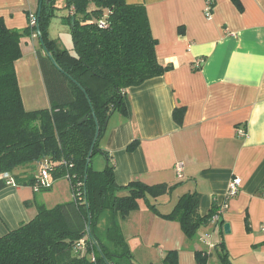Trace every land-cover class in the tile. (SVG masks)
I'll list each match as a JSON object with an SVG mask.
<instances>
[{"label": "crops", "instance_id": "obj_1", "mask_svg": "<svg viewBox=\"0 0 264 264\" xmlns=\"http://www.w3.org/2000/svg\"><path fill=\"white\" fill-rule=\"evenodd\" d=\"M125 2L145 8L157 62L169 67L127 90L129 114L112 113L100 140L118 186L138 181L169 191L148 197L158 213L140 203L118 221L132 264H163L171 251L176 264H196L195 252L208 255L206 264H222L221 248L231 264H264V0H239L240 9L233 0H214L210 18L204 15L205 0ZM38 7L39 0H0V18L8 29L21 31ZM61 7L55 16L62 27L68 11ZM48 38L58 46L49 32ZM71 45L63 46L71 52ZM39 47L36 33L22 38L21 58L14 64L28 111L49 107ZM196 60H202L199 67L193 65ZM175 109L182 111L178 120ZM131 144L135 147L128 150ZM99 156L102 169L107 159ZM176 164H181V177ZM232 178L240 179L241 187L227 202L222 225L209 220L189 240L178 222L160 216L192 193L198 196L197 214L206 216L223 203ZM71 199L65 178L54 180L47 191L2 188L0 237L34 218L36 205L50 209ZM224 223L229 234L223 232ZM206 235L212 248L202 242Z\"/></svg>", "mask_w": 264, "mask_h": 264}, {"label": "trees", "instance_id": "obj_2", "mask_svg": "<svg viewBox=\"0 0 264 264\" xmlns=\"http://www.w3.org/2000/svg\"><path fill=\"white\" fill-rule=\"evenodd\" d=\"M53 1L43 0L36 17L38 35L56 64L40 46L37 60L48 108L25 110L14 67L21 58L20 40L36 33V27L8 29L0 18V190L8 186L1 178L5 173L16 186L33 187L47 161L53 180H68L72 199L50 209L36 205L34 218L0 237V264H132L118 221L140 203L158 213L148 197L165 193L167 186L138 181L118 186L100 140L112 113L129 114L127 90L162 76L169 67L157 62L156 41L142 5L125 0H64L68 14L62 20L70 28L69 52L48 38ZM233 1L240 9L239 0ZM177 110L176 120L182 114ZM91 113L94 118L78 124ZM96 125L98 135L90 152ZM134 147L131 144L128 150ZM96 154L107 159L100 171L91 165ZM122 191L127 194L118 196ZM197 206V194H186L168 215L160 216L178 222L191 240L218 209L214 206L200 217ZM80 240L84 252L76 254ZM217 256L222 264H231L222 248ZM194 257L196 264H206L208 255L195 252ZM163 264H176L175 251L167 253Z\"/></svg>", "mask_w": 264, "mask_h": 264}, {"label": "built area", "instance_id": "obj_3", "mask_svg": "<svg viewBox=\"0 0 264 264\" xmlns=\"http://www.w3.org/2000/svg\"><path fill=\"white\" fill-rule=\"evenodd\" d=\"M206 2V8L204 11V15L206 18H210L211 14H212V9H213V2L214 0H205ZM29 19V26L30 27H36L37 25V18L34 14H30L28 16ZM104 22H99V26L103 27ZM202 62V60H196L194 62V67H199L200 63ZM237 134L239 136L241 135H245V132L243 131H238ZM49 168H50V163H48L47 161L44 162V164L42 165V167L40 168V171L38 173L37 179H36V184L32 187L34 192H38L41 190H49L52 186H53V179L50 176L49 173ZM175 170L177 172V176H180V171H181V164H176L175 165ZM1 178L6 180V184L9 186H15L12 177L10 176V174H2ZM241 187V181L238 178H232L228 184H227V188H226V193H225V198L223 203H221L218 206V209L216 210V213L213 215V217H211L210 221H212L213 224L217 225L220 222V217L222 212L225 210V208L227 207V202L233 198L238 192L239 189ZM209 236L206 235L202 242L208 246L209 248H212L213 245L209 242ZM74 252L76 254H83L84 252V241L80 240L74 247Z\"/></svg>", "mask_w": 264, "mask_h": 264}, {"label": "rangeland", "instance_id": "obj_4", "mask_svg": "<svg viewBox=\"0 0 264 264\" xmlns=\"http://www.w3.org/2000/svg\"><path fill=\"white\" fill-rule=\"evenodd\" d=\"M63 4L64 6V0H54L53 1V11H52V17L50 19V22H49V26H48V32L50 33V35L57 41L56 43H58V46L64 48L65 45L69 46L71 45V37H70V28H69V25H67L66 23H64L65 25H58L57 23L59 22L58 20H60L59 18H56V13L58 15H60L59 11L62 10V7L60 8V6ZM58 17V16H57ZM56 18V19H55ZM53 20V21H52ZM52 21V22H51ZM63 23V22H62ZM68 32H67V31ZM64 45V46H63ZM72 47V45H71ZM65 49V48H64ZM39 50H40V47H39ZM23 103V102H22ZM44 109V108H42ZM26 110V109H25ZM38 110V109H37ZM28 111V110H26ZM33 111V110H32ZM100 158L99 155H94L92 157V168L96 171H100L102 170L99 166V163H98V159ZM30 170H33V168H31ZM118 261V260H117Z\"/></svg>", "mask_w": 264, "mask_h": 264}, {"label": "water", "instance_id": "obj_5", "mask_svg": "<svg viewBox=\"0 0 264 264\" xmlns=\"http://www.w3.org/2000/svg\"><path fill=\"white\" fill-rule=\"evenodd\" d=\"M42 1H43V0H39V7H38V12H37V17H39L40 7H41V4H42ZM45 2H46V3H49L50 0H45ZM71 21L73 22V19H72ZM36 33H37V37H38V39H39V44H40V46H41V48H42L44 54L48 57V59L51 61V63H52L54 66H56V64H55V62H54V60H53L51 54H50V53L48 52V50L45 48V45L43 44L42 40L40 39V37H39V35H38V29H37V26H36ZM92 118H94L93 113H91L90 115L85 116V117H83L82 119H80V120L78 121V124H81L82 122H85L86 120H88V119H92ZM97 135H98V128H97V125H96L95 136H94V139H93V142H92V146H91V148H90V152H91V150H92L93 143L95 142V140H96V138H97ZM89 160H90V153H89V156H88L87 165H88V161H89ZM88 225H89V218H88ZM222 229H223V232H224L225 234H229V232H230L229 224L224 223L223 226H222Z\"/></svg>", "mask_w": 264, "mask_h": 264}]
</instances>
